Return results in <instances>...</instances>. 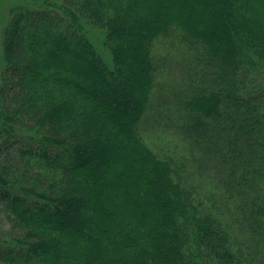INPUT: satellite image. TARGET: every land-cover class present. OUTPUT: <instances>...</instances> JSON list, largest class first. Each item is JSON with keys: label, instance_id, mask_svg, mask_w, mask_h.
Here are the masks:
<instances>
[{"label": "trees", "instance_id": "obj_1", "mask_svg": "<svg viewBox=\"0 0 264 264\" xmlns=\"http://www.w3.org/2000/svg\"><path fill=\"white\" fill-rule=\"evenodd\" d=\"M42 2L4 30L0 264H264V0Z\"/></svg>", "mask_w": 264, "mask_h": 264}, {"label": "rangeland", "instance_id": "obj_2", "mask_svg": "<svg viewBox=\"0 0 264 264\" xmlns=\"http://www.w3.org/2000/svg\"><path fill=\"white\" fill-rule=\"evenodd\" d=\"M43 5L44 2H42V0H0V82L5 68L3 49L4 30L13 16V11L15 9L34 10L41 8ZM83 30L95 46L97 52L103 57L105 63L112 68L114 66L113 57L109 47L105 43V31L103 29L95 28L86 22L83 23ZM168 49L166 39L163 37L157 39L153 48L154 60L156 62L161 61L166 72L170 73V71L173 72L175 69L177 73L179 71L177 64L175 65V62L166 59L168 56ZM162 59L166 60L164 61L165 63ZM142 135L145 142L159 153L163 155H171L178 161L185 163L188 170L183 171V174L189 183H195L196 189L207 192V188L209 187L208 184L202 182V180L196 176L197 173L194 174V167L198 166L197 160L188 149V146L179 141L176 138V135H164L159 131L156 132L153 129L148 128L143 129Z\"/></svg>", "mask_w": 264, "mask_h": 264}]
</instances>
